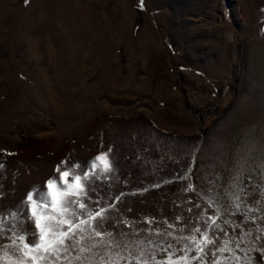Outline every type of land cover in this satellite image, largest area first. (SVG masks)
<instances>
[{"label":"rangeland","instance_id":"rangeland-1","mask_svg":"<svg viewBox=\"0 0 264 264\" xmlns=\"http://www.w3.org/2000/svg\"><path fill=\"white\" fill-rule=\"evenodd\" d=\"M115 1L0 0V264H31L28 193L102 153V237L51 264H264V0Z\"/></svg>","mask_w":264,"mask_h":264},{"label":"snow or ice","instance_id":"snow-or-ice-1","mask_svg":"<svg viewBox=\"0 0 264 264\" xmlns=\"http://www.w3.org/2000/svg\"><path fill=\"white\" fill-rule=\"evenodd\" d=\"M62 166H67V170L61 171ZM97 168L102 173L112 171L107 153L95 157L90 165L92 170L90 172L81 170L77 173L76 170L81 169L79 164L69 165L67 161H62L57 166L60 177L50 178L47 181L46 189L33 188L28 193L24 203L31 208L30 219H34L38 233H29L23 228L16 231L15 226H9L12 230V235L9 237L10 247L15 250V253H18L22 259L30 261L31 264H38V261H48L51 264L53 260L59 262L62 258V252L66 254L71 248L82 244L86 238L91 239L92 236L102 237L101 231H96L95 227L92 228L91 235L88 237L84 235L76 236L77 231L84 233V225H90L93 221L96 222V227H98L105 214L103 208L96 211L95 214L90 213L87 204L81 200L82 197L87 196L88 186L91 184L90 177H95ZM73 205H75V208H79L81 214L86 215L88 219L79 220ZM37 209H39L40 215L37 214ZM9 216L18 218L19 213L12 212L9 213ZM7 219L8 217L0 212V235L3 234ZM77 220H79L78 223ZM196 231L199 232L200 230L196 229ZM184 239L190 245H194L195 251L201 254L204 253L207 245L215 243L207 233L201 234L199 239L196 236L185 237ZM95 246L93 245V247ZM0 247H3V245H0ZM116 247H119V245L117 244ZM237 247H239V244H237ZM188 250L191 251L192 248L190 247ZM224 250L223 248L218 249L219 252ZM80 251H90V249L81 248ZM140 256H143L142 251ZM200 258V256H192L190 259L199 260ZM133 259L137 261V264H147V261L141 262L138 257H133ZM188 259L187 257L184 258L185 264H187ZM170 264H179V262H173L170 259Z\"/></svg>","mask_w":264,"mask_h":264},{"label":"crops","instance_id":"crops-1","mask_svg":"<svg viewBox=\"0 0 264 264\" xmlns=\"http://www.w3.org/2000/svg\"><path fill=\"white\" fill-rule=\"evenodd\" d=\"M88 1H89V3H90L91 5L95 6L96 3H97L98 5H99V4L103 5L102 3H103V2L106 3V1H108V0H88ZM113 1H115V0H113ZM117 3H118V4H117ZM77 4H80V6H81V5L84 6V4L79 3V0H77ZM120 4L125 5V4L121 3V0H116V1H115V4H114V6H113V11H114L115 14H117L118 9H119L118 7L120 6ZM118 5H119V6H118ZM131 6H132V5H131ZM126 13H128V10H126Z\"/></svg>","mask_w":264,"mask_h":264}]
</instances>
